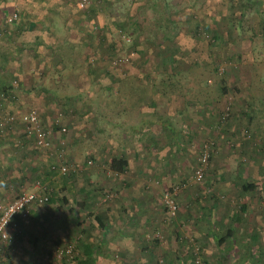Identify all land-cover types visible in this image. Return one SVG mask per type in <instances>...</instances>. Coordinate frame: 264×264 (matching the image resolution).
Wrapping results in <instances>:
<instances>
[{
	"label": "rangeland",
	"instance_id": "obj_1",
	"mask_svg": "<svg viewBox=\"0 0 264 264\" xmlns=\"http://www.w3.org/2000/svg\"><path fill=\"white\" fill-rule=\"evenodd\" d=\"M111 1L112 4L102 6L100 0H88L82 7L83 0H0V83L10 80L15 86L7 97L0 92V130L11 132L12 126L17 125L18 131L7 135L10 139L24 126L23 116L36 111L50 140L49 147L36 146L37 153L32 152L39 169L42 171L41 166L51 162L57 168L67 166L81 173L80 179L85 175L94 187H104L109 192L96 202L104 211L102 204L110 200L106 207L111 208L114 227L106 235L105 253L110 256L100 257L98 264H168L170 258L174 263L176 258H184L188 264H205L213 259L204 252L218 254L220 242L213 235H227L224 230L230 227L235 234L244 236L236 242L240 251L232 254V259L242 258L243 264H264V45L259 42L262 17L246 1H238L234 9L230 8L232 0ZM165 3L180 29L170 41L164 40L161 33L154 35L166 24L162 18L168 16L163 9ZM90 7L97 9L98 19L92 18ZM257 8L264 10V1ZM241 11L247 14L245 18H241ZM15 14L17 20L9 22ZM124 20L136 22L144 31L136 51L132 45L134 36L130 35V39L117 28ZM215 23L219 25L221 42L212 47L207 29ZM74 24L88 27V33L83 35L90 46L88 56L83 49V61L61 74L56 71L58 60H47L50 50L40 48L42 44H33L27 52L18 46L24 37L35 36L53 47L61 46ZM99 42L103 43L101 49L95 51ZM112 43L117 51L109 59L103 58L101 50L105 53ZM12 49L26 67V71L21 70L22 76L13 70L18 68L15 64H2L1 55L13 52ZM44 53L47 63L42 64L37 59ZM89 62L98 67L94 79L86 74ZM129 74L130 82L137 78V85L150 86L144 102L128 97L126 91L127 100L118 99L119 94L112 99L104 93L103 89L109 86L117 94L120 77L128 79ZM163 79L180 85L182 91L173 95L158 93L153 85ZM222 79L229 88L226 94L219 89ZM161 86L167 88L165 84ZM43 88L60 96L54 98L53 92L44 93ZM150 96L159 104L160 114L172 115L175 136L161 128L151 129L150 135L132 132V128H139L141 111L153 113L148 106ZM251 110L254 112L250 122L246 114ZM11 117L15 119L13 124L9 123ZM103 117L110 122L120 118V126L129 129L117 137L109 123L108 132H104ZM1 131L5 138L6 132ZM22 145L13 152L7 144L0 147L4 156L2 159L0 155V188L7 190L0 198V212L19 195L45 187L38 182L36 173L28 175L33 162L21 166L30 168L26 170V182L17 183L14 176L10 178ZM121 154H125L129 169L116 175L107 163ZM202 171L203 176L199 173ZM248 180L257 181V191H243L242 184ZM213 194L218 201L211 197ZM170 198L175 210L170 208ZM242 204L246 206L244 212L240 209ZM49 206L37 208L43 210V218L35 224L32 212L20 218L24 219L21 227L18 220L14 221L10 241L0 250V264L78 263L76 256L81 258L82 253L72 250L82 237L81 230L92 228L91 220L82 213V225H78L68 207L58 210ZM122 210L128 212V217L132 213L138 216L135 224L125 225L127 215ZM199 231H204V238ZM22 232L25 236L20 240ZM35 233L39 240L29 244ZM141 238L155 245L143 252ZM37 243L44 245L43 250L38 249ZM179 250L183 254L176 257ZM166 254L169 259L164 258Z\"/></svg>",
	"mask_w": 264,
	"mask_h": 264
},
{
	"label": "trees",
	"instance_id": "obj_2",
	"mask_svg": "<svg viewBox=\"0 0 264 264\" xmlns=\"http://www.w3.org/2000/svg\"><path fill=\"white\" fill-rule=\"evenodd\" d=\"M238 1L248 2V4L251 7H254L256 14H258V15L260 14V10H258V8H257L258 4H259V0H232L230 2V8L234 9L236 7ZM100 2L102 4V6H103V4L106 6L108 4L113 3L111 0H100ZM241 7L244 9L245 4H243ZM246 7H248V5H246ZM100 8H98V9H100ZM154 8H155L154 9L155 11L158 10L157 5L154 6ZM163 9L165 10L164 13L168 14L167 17L162 16V18L165 19L164 21L166 22V24L162 27H159L160 29L158 31H156L154 35L157 36L161 33L162 38L164 40L170 41V40H172L173 37L175 38L180 33V29H179V25L173 21L174 17L170 14L169 4L165 3ZM95 10H97V9L90 7L89 11L88 10L87 11L91 14L92 18L96 20V19H98L97 16L99 14L96 15L97 11H95ZM240 13H241V18H245V16H247V14L243 13L242 11ZM263 15L264 14H262V19H263V21H262L263 25L262 26L264 28V17H263ZM90 18L91 17L89 16L87 19L89 20ZM241 22H242V19H241ZM131 23H134V25L131 26ZM82 28H85L84 31L82 30ZM117 28H118L120 33H123V35L125 34V36L128 35V37L130 39H131L130 35L134 36V43L132 45H134L135 51H136L138 43L142 42V39H143L142 35H144V31H141V29L139 28V24H137L134 21L133 22L130 21V23H129L128 20L127 21L124 20V21H121L120 23H118ZM218 28H219V25L217 23H215V25L212 26V28H210V26H208V29H207L208 32L211 34L210 43H211L212 47L217 46L221 42V38L219 37L220 32H218L219 31ZM70 31H71V33L67 37V40L63 41V44L61 46L55 45V47H53V46L49 45L50 43L42 42L41 41L42 37H40V36L36 37V40H37L36 45L37 46L39 44H42L40 46V48L44 47L47 51H48V49L50 50V53H49L50 58H46V54L44 53L41 56L42 60L46 63H47V61L45 60V58L47 60L51 59L53 63H55L54 62L55 60H58L57 65L59 67L58 66L57 67H58L59 71L57 69H56V71L60 74L63 73L66 69H68L69 66L75 67L76 65H78V62L82 58L83 49H84V52H86L85 54L87 55L88 47H90L88 45L87 41L84 40V36H83L84 34L88 33V27L76 26V24H74V27L72 26L70 28ZM93 33H94V31H93ZM89 34H90V32H89ZM171 35H173V36H171ZM101 38H102L101 41H103L104 37L101 36ZM263 38H264V33H263ZM80 39H82V40L80 41ZM102 44H103L102 42H99L98 46H96L94 50L99 51V49H101ZM78 46H80V49L78 48ZM258 48H259V46H258ZM67 49H70L71 52H69ZM254 49L258 50L257 48H254ZM115 51H117V47H116L115 43H112L108 46L107 51L105 53L101 50V55H103V58L109 59L108 57ZM139 53H141V51H139ZM52 54H53L54 58H52ZM81 61H83V59ZM90 62L88 64L89 67H87L86 74L89 76V78L94 79L96 77L97 72H98V67H96V68L93 67L92 64H90ZM94 65H96V64H94ZM52 66H53V68L56 67V65H52ZM171 67H174V65L172 64ZM130 76L131 75L129 74L128 79L125 77H120V86L118 87V91L116 92L117 94H114L115 92L113 91V88L109 87V86H107V87H105V89H103L104 93H107V95L109 97H112V99H115L117 97L116 95L119 94V96L117 98L120 100L122 99V97H124L125 100H127L128 99L127 95H129L128 97L133 96V98H135L138 102H144L146 95L148 94V91L150 92V86L149 85L144 86L142 84L137 85V81H136L137 78L134 79V81L130 82L129 81ZM134 82L136 84H134ZM162 84H165L167 86V88L161 86ZM153 86H155L154 88L160 94H163V91H164L165 93L173 95V93H176L178 90L182 91L180 85L176 86L175 84L172 83V81H166L164 79L162 80V82L160 84L154 83ZM14 88H15V86L11 82H9L0 88V92H2V94L7 97L10 93L14 92L13 91ZM219 89L224 94H226L229 91V88L225 84L224 79H222V84H220ZM43 90H44L43 92L47 93V94H50L51 92L54 91V90H50L48 88H43ZM124 91H126V93H128V94L126 95ZM237 91H239V90H237ZM51 95L54 98H57L58 96H60L58 92H53ZM77 98H81V97L78 96ZM150 98L151 99H150V102H148V106L154 110L153 113H144L141 111L139 113V115L141 117L140 123H139V128H137V127L132 128V132L136 133L138 135L139 134L144 135V134H146V131L148 132V134H150L151 129L161 128V131L166 132V133L169 132L171 137L175 136L177 134V130L174 126V123L172 120V115H170L169 113H161L160 114V112L157 110L159 107V104L155 101V98H153L152 96H150ZM166 99H169V98L166 96ZM253 112L254 111L251 110V113L246 114L249 116L250 122L252 120ZM244 113H246V111ZM223 114L224 113L221 114L222 119L225 117V115L223 116ZM144 115L147 117H145ZM14 126H15L14 130H15L17 125H14ZM23 127L24 126H21L22 134H21L20 138L23 141H28V140L30 141V139L28 138V135L25 133V129ZM9 128L11 129V126ZM127 129H129L128 126L123 128L124 131H127ZM1 132H4V133L6 132L4 134L5 138L3 137V139H6L7 135H8L7 132H9V131L2 130ZM0 136H2V134H0ZM78 141L79 140H77V138H76L75 143H78ZM24 145H26V144L24 143ZM35 154H33V155H35ZM91 158L94 159V156H91ZM107 164L109 165L112 173H114L116 175L125 174L129 169V164H128L126 158L120 157L117 155L113 156ZM34 165L36 167L32 170V174L36 173V177H37V179H39L38 182L45 184V189L43 191H44L45 195L48 197V201L44 205L56 206L58 210H62L64 208L68 207L67 211L72 216H74L73 222H76V224H78V225H82L79 223V215L82 213L83 214L86 213L87 217L91 220L92 226L90 225V227H92L91 229H93V230H91L89 228H83L81 230L82 237H80V240L76 243V246L73 248L72 251L74 252L77 249V251L82 253L81 258H78V256H76V261H78L77 264H98V261H100L99 260L100 257L102 259L103 257H105V255H107L104 253L102 254V252H106L105 251V245H106V241H107L106 240V234L109 231V224L108 223L111 221V216L109 213L111 208L106 207L107 203H109L110 200H107V203L102 204L105 206L104 211H103V209L97 207L96 202L98 201L99 197H104V196L109 195L108 194L109 192L104 187H102V188L94 187L88 177H83L85 175H82V178H83V179L81 178L83 180L82 181L79 177L81 175V173H79V172L70 171L69 173L63 174L62 172H60L58 170L57 166H55V164H53L52 162L48 163V166L46 164H43V166H41L43 168L42 171L39 169L40 164L35 163ZM79 185H81V186H79ZM242 189L244 192L257 191L258 190V183H257V181L248 180L247 182L242 184ZM71 196H73V199L70 198ZM211 197L214 199L217 198L214 194L211 195ZM215 201H218V200L215 199ZM44 205H42V206H44ZM240 209L244 212L246 209L245 204L240 205ZM96 210H98V211L94 212ZM237 218L235 217V219H237ZM15 220H17V218H15ZM98 230H99V232H97ZM101 232L102 233L104 232V234L100 236ZM24 236H25V233L22 232V234L18 236V239L23 240ZM139 241L142 245L141 249L143 252H146L147 250H149L150 247L153 246V244L155 245V243H153V244L150 243L146 238H141V239H139ZM164 258L169 259V255L168 254L164 255ZM136 264H141V263H136ZM158 264H160V263H158ZM170 264H171V262H170ZM205 264H208V262H205Z\"/></svg>",
	"mask_w": 264,
	"mask_h": 264
},
{
	"label": "crops",
	"instance_id": "obj_3",
	"mask_svg": "<svg viewBox=\"0 0 264 264\" xmlns=\"http://www.w3.org/2000/svg\"><path fill=\"white\" fill-rule=\"evenodd\" d=\"M262 1H264V0H259V3L260 2H262ZM264 14V10H261L260 11V14H259V16L260 17H262V14ZM258 15V14H257ZM263 17H264V15H263ZM262 21H263V19H262ZM263 22L262 23H260V29H261V31H262V36H261V39H260V41L259 42H261L262 44L264 43V39H263V33H264V28H263ZM17 37H19V36H17ZM23 37V36H22ZM36 37L37 36H35L33 39L32 38H26V37H24L22 40H21V42H19L18 43V46L20 47V48H24V50H26V52H27V50H28V48H30V47H32L33 46V44H35L36 45V43H35V41H36ZM264 45V44H263ZM13 50V49H12ZM17 54H19V53H17V52H14V50H13V52H10V51H7V52H4L2 55H1V57L2 58H4L2 61H3V66H5V65H12V64H15L16 65V67H18V68H16V69H13V70H18V74L20 75V76H22V71L21 70H23L24 69V71H26V67H24V65L20 62V58H18L17 57ZM41 57V56H40ZM0 60H1V58H0ZM37 60H39L40 62H42V64L44 63V61L42 60V58H38ZM0 63H1V61H0ZM50 63H52V62H50ZM49 63V64H50ZM53 65V64H52ZM22 67V68H21ZM9 81L10 80H7V82H3V83H0V88L2 87V86H4L5 84H7V83H9ZM25 83V82H24ZM17 112H19V111H17ZM106 112V111H105ZM145 113V112H144ZM143 116V115H142ZM145 116V115H144ZM145 117H147V116H145ZM119 120H120V118H118L117 119V122L115 121V122H110V121H107L106 120V118H102V121H103V123L106 125V126H103V128H104V132H108V129H109V123L111 124V126H114V131L112 132L114 135H116L117 137L120 135V132L123 130V124H122V127L120 126V123H119ZM112 123H114L113 125H112ZM56 125V124H55ZM138 125V124H137ZM14 125H13V127H12V131L11 132H15V131H18V129H17V127L15 128V130H14ZM137 128H138V126H136ZM22 129V128H21ZM56 129V127L54 126L53 127V130H55ZM11 132H7V134H8V136L9 135H11ZM21 134H22V130L20 131V132H17V135H15V136H10V139H3V137H1L0 136V147L1 146H3L4 144H7V149H9V151H14L15 150V148L16 147H19V145L20 144H23L22 145V152H21V154H19V159H18V157L17 158H15V160L17 161L16 163L17 164H14V166L12 167V172H10V170L8 171V172H10L9 173V176H10V178L12 177V176H14L15 177V180H16V182L17 183H20L21 182V180H23V181H25L26 182V180H24V178H25V175H26V170H28L29 171V169L30 168H27L26 169V167H24L23 169L21 168V166L25 163V162H27V163H31V162H33L32 164H31V166L33 167V168H31L30 169V171L31 172H29L30 174H28L29 176L31 175V173H32V170L36 167L34 164L36 163V164H38V161H36L35 159H36V156L35 155H33L32 154V152H34V153H36L35 152V150L34 149H38L37 147H36V144L33 142V139H32V137H28L29 139H30V141L28 142V141H23V140H21V138H20V136H21ZM136 134V133H135ZM151 134V133H150ZM149 134V135H150ZM146 135H148V132L146 131ZM30 142H32V144H34L33 145V148H30V147H32L31 146V144H30ZM20 143V144H19ZM24 143L26 144V145H24ZM29 148V149H28ZM17 149V148H16ZM8 152V151H7ZM12 152H10V153H12ZM9 153V154H10ZM13 154H15V152L13 153ZM16 154H18V153H16ZM0 155L2 156L1 158L3 159L4 158V156H3V154H2V152H0ZM120 157H125L126 158V156H125V154H121L120 155ZM32 158H34V159H32ZM5 159L6 160H9V158H7V157H5ZM11 160H14V159H11ZM127 160V159H126ZM128 162V161H127ZM13 164H11V162H10V166H12ZM29 167H30V165H29ZM9 169H10V167H8ZM80 183V182H79ZM79 186H81V185H79ZM105 186V185H104ZM6 192H7V190H6V188H0V198H2L5 194H6ZM49 206V205H48ZM53 205H50L49 207H52ZM39 207H42V206H38V207H36L33 211H32V223H34L35 224V221H37V220H40V219H42L43 218V215H42V209H37V208H39ZM37 209V210H36ZM124 209V208H123ZM125 209H127L126 207H125ZM133 209V207H131V210ZM36 210V211H35ZM137 212H138V208H137V210H136ZM122 214H124V215H127L128 214V212H126V210H122ZM135 218H138V216L137 215H135V214H131L129 217H128V215H127V219H126V221H125V225H133V224H135ZM18 220V224L20 225V227H21V224H24V219H17ZM16 220V221H17ZM240 220V219H239ZM130 222V224H128ZM109 224V228H114L113 227V225H112V223H111V221L108 223ZM125 225H124V227H125ZM111 230V229H110ZM123 231V230H122ZM224 231H226V233H227V235L226 234H217V235H213L214 236V238L215 239H218L219 240V244H218V246H219V248L217 249V251H218V254L217 255H214V256H212L210 253H203L205 256H207V257H209V258H211V259H213L212 261H210L209 262V260H208V262H209V264H243V260H242V258H238V259H232V254H236L237 252H239L240 250L239 249H237L236 247H237V244H236V242L238 241V240H241V239H243L242 237H244V236H242V235H238V234H235V232L233 231V229H232V227H230V228H227L226 230H224ZM200 233H201V235H202V237L204 238V236H203V233H204V231H199ZM254 231H252L251 232V234H252V236H254V233H253ZM119 233H122L121 232V230L119 231ZM107 235V234H106ZM221 236V237H220ZM224 236V237H223ZM33 237H34V239L32 238V240L31 241H29V244H32L31 242H36V241H38L39 240V238H40V236H38V234L36 235V233L33 235ZM206 237V236H205ZM223 237V238H222ZM37 239V240H36ZM106 240H107V236H106ZM217 240V241H218ZM225 242H228L229 244H227L226 246H223L224 245V243ZM37 246H38V249H40V250H43V247H44V245H42V246H40V244L39 243H37ZM106 246V245H105ZM230 249V250H229ZM233 251V253H231ZM149 252V251H148ZM106 254L105 252H102V254ZM183 253H182V251L181 250H179V252H178V255L176 256V257H178V256H180V255H182ZM108 255H110L109 253H107V255H105V256H108ZM214 257V258H213ZM176 261H177V263H174V259L173 258H170V261H169V263L168 264H170V262H171V264H188V262H186L185 263V261H184V258H180V259H178V258H176Z\"/></svg>",
	"mask_w": 264,
	"mask_h": 264
},
{
	"label": "built area",
	"instance_id": "obj_4",
	"mask_svg": "<svg viewBox=\"0 0 264 264\" xmlns=\"http://www.w3.org/2000/svg\"><path fill=\"white\" fill-rule=\"evenodd\" d=\"M87 3L88 0H83L81 6L84 7ZM17 18L18 15L15 14L9 22L12 23L14 20H17ZM22 122L25 126V133L28 135V137H32L36 146H50L48 133L42 126L36 111L32 110L27 112L23 116ZM9 123H15L14 117L9 118ZM61 131H65V128L62 127ZM58 170L63 174L69 173L71 171L69 168H67V166L59 167ZM199 173H202L203 176V171ZM44 189L45 187H42L41 190H38L37 192L23 193L3 207L0 212V250L10 241V231L14 230L15 218L29 216L35 207L42 206L48 201V197L43 191ZM169 205L171 210H175L176 207L174 205L173 199L171 198L169 200Z\"/></svg>",
	"mask_w": 264,
	"mask_h": 264
}]
</instances>
